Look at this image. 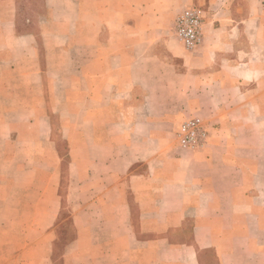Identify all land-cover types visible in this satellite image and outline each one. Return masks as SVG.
Returning a JSON list of instances; mask_svg holds the SVG:
<instances>
[{
  "label": "crops",
  "instance_id": "0c3cea01",
  "mask_svg": "<svg viewBox=\"0 0 264 264\" xmlns=\"http://www.w3.org/2000/svg\"><path fill=\"white\" fill-rule=\"evenodd\" d=\"M26 7L0 0V264H264V0ZM191 116L195 150L177 140Z\"/></svg>",
  "mask_w": 264,
  "mask_h": 264
},
{
  "label": "built area",
  "instance_id": "2783aa9c",
  "mask_svg": "<svg viewBox=\"0 0 264 264\" xmlns=\"http://www.w3.org/2000/svg\"><path fill=\"white\" fill-rule=\"evenodd\" d=\"M204 10L200 6H188L181 10L174 19V35L188 50H193L202 41V23ZM208 138V132L199 116H191L181 122L177 130L180 147L195 150Z\"/></svg>",
  "mask_w": 264,
  "mask_h": 264
},
{
  "label": "rangeland",
  "instance_id": "374dc122",
  "mask_svg": "<svg viewBox=\"0 0 264 264\" xmlns=\"http://www.w3.org/2000/svg\"><path fill=\"white\" fill-rule=\"evenodd\" d=\"M14 1L16 3V6H18L19 13H21V11H24V15H23L24 17L32 15V12L27 10L28 7H26V6H29L30 0H14ZM172 32H173V30H172ZM51 123L53 126V131H55V133H56L52 137L56 140L58 145H60L59 146L60 147L59 152H60V156L62 158V161H61L62 175L65 177L66 165H67V161L69 159L68 155H67V143L59 131L60 127H61V120L58 118H56V119L54 118L51 120ZM54 127L56 130H54ZM56 230H58V233L60 235L59 236L60 243H58L59 241H57L59 247H60L61 243H64L68 239H71L74 235V231H73L72 223H71V219H70V214L65 209L62 211V214H61L60 218L58 219V227Z\"/></svg>",
  "mask_w": 264,
  "mask_h": 264
}]
</instances>
